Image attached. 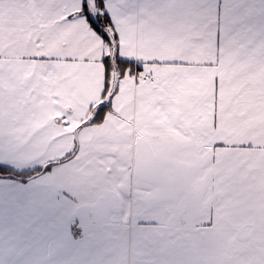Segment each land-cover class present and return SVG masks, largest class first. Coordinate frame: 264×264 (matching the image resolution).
Returning a JSON list of instances; mask_svg holds the SVG:
<instances>
[{"label":"snow or ice","instance_id":"1","mask_svg":"<svg viewBox=\"0 0 264 264\" xmlns=\"http://www.w3.org/2000/svg\"><path fill=\"white\" fill-rule=\"evenodd\" d=\"M0 264H264V0H0Z\"/></svg>","mask_w":264,"mask_h":264}]
</instances>
